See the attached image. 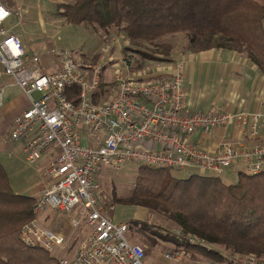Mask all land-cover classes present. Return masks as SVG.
I'll use <instances>...</instances> for the list:
<instances>
[{
  "label": "built area",
  "instance_id": "built-area-1",
  "mask_svg": "<svg viewBox=\"0 0 264 264\" xmlns=\"http://www.w3.org/2000/svg\"><path fill=\"white\" fill-rule=\"evenodd\" d=\"M0 8L8 13L0 20V120L8 87L5 80L11 78L30 107L15 118L9 140L21 145L30 165L50 156L41 172L36 213L67 214L73 233H79L66 236L35 220L20 233L28 246L43 247L52 255L66 252L58 258L61 264H146V249L127 238L129 226L115 224L107 216L98 180L101 167L120 168L132 161L177 171L197 168L202 175L222 176L238 163L248 174L264 172L262 143L223 142L216 151L201 145L218 128L231 124L243 130L249 127L251 135L258 136L264 125L262 112L192 110L181 89V64L162 67L171 77L158 80L153 72L133 70L134 60L115 62L111 56L115 71L108 81L103 74L107 64L81 63L72 51L52 48L44 53L59 60L54 63L58 69L44 73L41 54L27 53L21 37L6 27L11 17H22V8L10 9L1 1ZM106 40L108 50H113L119 39ZM102 86L109 93H102ZM34 93L42 97L36 100ZM177 233L181 242L206 248L199 238ZM73 244L78 245L75 253L70 251ZM220 253L218 264H264L254 254ZM184 254L179 251L165 257L181 262Z\"/></svg>",
  "mask_w": 264,
  "mask_h": 264
},
{
  "label": "trees",
  "instance_id": "trees-1",
  "mask_svg": "<svg viewBox=\"0 0 264 264\" xmlns=\"http://www.w3.org/2000/svg\"><path fill=\"white\" fill-rule=\"evenodd\" d=\"M56 15L72 25H95L106 38L127 41L126 50L148 59L167 61L173 49L160 41L184 35L189 51L237 52L264 76V0H58ZM146 46L166 58L145 52ZM101 91L106 93L105 86ZM36 200L13 188L0 161V264H61L43 247L20 238L23 227L37 220ZM115 200L159 214L178 232L206 244L198 248L160 226L136 224L133 229L150 246L161 239L176 251L198 253L213 263L222 262L220 250L264 259V172L240 171L236 183L226 184L221 176L181 179L170 169L140 165L131 196ZM112 206L104 202L107 211Z\"/></svg>",
  "mask_w": 264,
  "mask_h": 264
},
{
  "label": "rangeland",
  "instance_id": "rangeland-1",
  "mask_svg": "<svg viewBox=\"0 0 264 264\" xmlns=\"http://www.w3.org/2000/svg\"><path fill=\"white\" fill-rule=\"evenodd\" d=\"M0 1L10 9L16 7L22 8V17H11L6 23V27L30 39L34 45L31 52L39 51L43 46H48L51 49L58 48L60 50L72 51L76 59L81 63H94L98 64L100 67L107 64L106 68L103 70V74L108 81L113 80L115 71V68L112 66L113 62H110L111 56L115 62H122L123 59L134 60L133 70L142 72L150 73L156 68L168 66L165 61L148 59L141 53H134L126 50V46L130 45L127 41L118 40L113 46L114 49L108 50L107 46L109 43L105 41L106 37L104 36V32L95 25H72L61 17H58L56 15L58 0ZM160 44L171 47V49H173L172 53H183L188 50V39L184 35L167 36L160 41ZM110 45H112V43ZM143 49L156 58H165V54L155 47L151 48L146 46ZM47 61L48 60L45 59L41 61V67L44 73L55 70V68L48 69L49 66L47 65ZM7 85L6 97L10 98L11 103L28 102L27 97L23 94L21 89L17 86H13V79L10 78L5 80V86ZM105 90H107L106 93L110 91L109 88H105ZM33 97L38 100L42 97V94L34 93ZM4 103V106H6L8 102L5 100ZM1 121L2 119L0 122ZM11 130L12 129L6 124L3 126V144L8 150L6 152H0V160L8 171L13 188L21 194L37 197L41 179V177L39 179L41 175L38 172L39 165H30L25 161L21 145L12 144L9 140ZM83 145L85 146L86 143L84 142ZM139 166L140 165L129 161L120 168L101 167L98 180L102 189L103 204L104 202L111 201L113 206H115L114 209H112L113 206L111 207V212L107 211L108 218L115 224L125 223L129 226L130 231L127 234L129 241L143 246L146 251L148 250L146 264H218L213 263L201 254L191 251L187 253L182 251L185 254L181 262L170 261L166 259L165 256L167 254L175 255L179 252L176 251V246L174 244L165 242L161 239H157V243L153 246L143 242L138 232L133 229L136 224L140 226L147 223L151 226H155V228L160 226L164 231L172 233H177L179 229L172 221L159 214L144 208L121 204L115 200L116 198L126 199L131 196ZM243 170L244 165L235 166L229 169L221 178L226 184H234L237 182L238 173ZM171 173L178 178L187 179L191 175L201 174V171L194 168L186 169L185 171L171 170ZM68 217L67 214H60L55 211H41L38 214L37 220L53 231L63 233L66 236H77L79 233H73L68 223ZM77 248L78 245L73 244L70 251L75 253ZM215 248L220 249L218 247ZM65 255L66 252L56 251L53 256L60 259L65 257Z\"/></svg>",
  "mask_w": 264,
  "mask_h": 264
},
{
  "label": "crops",
  "instance_id": "crops-1",
  "mask_svg": "<svg viewBox=\"0 0 264 264\" xmlns=\"http://www.w3.org/2000/svg\"><path fill=\"white\" fill-rule=\"evenodd\" d=\"M17 35L21 37L27 53H40L42 60H48V64H46L49 66V70L50 68L58 69L54 63L59 60L55 56L44 53L45 50L51 48L43 46L41 50L31 52L34 46L32 41L22 34ZM165 60L168 65H183L181 89L192 110L208 113L217 109L233 113L244 111L264 114V76L246 56L223 49H210L201 52L186 50L183 53H172ZM162 69L159 67L153 70V78L161 80L171 77V72L162 71ZM6 101L8 103L4 106L0 122V152L8 150L3 144V126L6 124L12 128L15 118L30 107L27 101L11 103L9 97H6ZM195 139L200 141V135H197ZM201 141L202 147L209 151H216L223 142H244L247 145L264 144V125L260 128L258 136L251 135L249 127L243 130L238 124H231L227 128H218L212 137ZM49 157V155L45 156L38 164L40 174ZM239 165L242 164L237 163L232 168ZM40 177L41 175L39 179ZM46 181L49 182V180ZM42 184L41 178L38 194Z\"/></svg>",
  "mask_w": 264,
  "mask_h": 264
},
{
  "label": "clouds",
  "instance_id": "clouds-1",
  "mask_svg": "<svg viewBox=\"0 0 264 264\" xmlns=\"http://www.w3.org/2000/svg\"><path fill=\"white\" fill-rule=\"evenodd\" d=\"M7 15L8 13L3 8H0V20H3Z\"/></svg>",
  "mask_w": 264,
  "mask_h": 264
}]
</instances>
